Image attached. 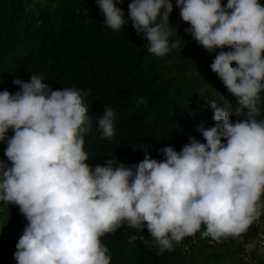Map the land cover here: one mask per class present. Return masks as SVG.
Wrapping results in <instances>:
<instances>
[{
    "label": "clouds",
    "instance_id": "clouds-1",
    "mask_svg": "<svg viewBox=\"0 0 264 264\" xmlns=\"http://www.w3.org/2000/svg\"><path fill=\"white\" fill-rule=\"evenodd\" d=\"M96 3L106 27L119 31L131 21L149 53L162 57L179 46L169 39L178 33L170 23L172 0H131L127 17L117 6L124 0ZM176 7L190 24L185 32L215 53L210 68L235 98L234 109L210 101L215 124L196 129L206 143L190 136L179 152L162 148L163 161L152 158L147 144L138 164L112 158L93 168L86 163L92 156L84 137L95 128L101 139H111L114 109L105 106L93 118L83 99L90 90H53L34 73L28 81H13L15 93L0 91V142L11 162L0 160V202L18 205L28 221L16 244V264H110L101 237L124 223L146 227L163 251L186 236L221 242L241 237L261 215L264 222V118L257 119L264 91V5L176 0ZM233 112L246 119L233 122ZM136 239L130 235L128 242ZM256 242L264 246L258 232ZM245 247L251 251L253 245Z\"/></svg>",
    "mask_w": 264,
    "mask_h": 264
},
{
    "label": "trees",
    "instance_id": "trees-1",
    "mask_svg": "<svg viewBox=\"0 0 264 264\" xmlns=\"http://www.w3.org/2000/svg\"><path fill=\"white\" fill-rule=\"evenodd\" d=\"M130 2L117 5L126 17ZM172 2L170 23L178 33L169 39L180 43L158 57L148 52L147 39L136 34L131 21L119 31L106 27L96 0H0V91L15 93L19 86L13 81H28L34 73L45 77L43 83L53 90H90L83 99L93 118L105 106L114 109L111 139H101L95 128L84 137V150L92 156L86 163L93 168L112 158L126 166L138 164L147 144L152 158L163 161L162 148L173 146L179 152L190 136L206 143L196 129L214 126L210 101L234 109L235 98L210 68L215 53L185 32L190 24L181 19L176 0ZM260 96L258 120L264 118V91ZM141 97L144 103L137 104ZM230 119L246 117L233 112ZM7 135H13L11 129ZM6 147L0 142V160L11 166ZM27 223L18 205L0 202V264H16V244ZM257 232L254 222L241 237L221 242L201 237L196 243L186 236L179 244L173 242L172 250L161 251L146 227L138 230L124 223L101 241L109 249L110 264H249L245 257L264 264ZM130 235L137 237L134 243L128 242Z\"/></svg>",
    "mask_w": 264,
    "mask_h": 264
},
{
    "label": "built area",
    "instance_id": "built-area-1",
    "mask_svg": "<svg viewBox=\"0 0 264 264\" xmlns=\"http://www.w3.org/2000/svg\"><path fill=\"white\" fill-rule=\"evenodd\" d=\"M262 216L256 221L258 228V242L264 245V222L262 221Z\"/></svg>",
    "mask_w": 264,
    "mask_h": 264
},
{
    "label": "rangeland",
    "instance_id": "rangeland-1",
    "mask_svg": "<svg viewBox=\"0 0 264 264\" xmlns=\"http://www.w3.org/2000/svg\"><path fill=\"white\" fill-rule=\"evenodd\" d=\"M252 262L254 263V261L252 260ZM251 264V263H250Z\"/></svg>",
    "mask_w": 264,
    "mask_h": 264
}]
</instances>
